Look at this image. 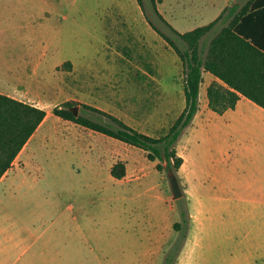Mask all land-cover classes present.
Listing matches in <instances>:
<instances>
[{
	"label": "rangeland",
	"instance_id": "1",
	"mask_svg": "<svg viewBox=\"0 0 264 264\" xmlns=\"http://www.w3.org/2000/svg\"><path fill=\"white\" fill-rule=\"evenodd\" d=\"M166 1L158 7L171 19ZM184 79L182 60L137 0H0V90L48 113L17 158L26 168L7 180L12 214L34 230V264H163L179 199L191 223L176 264H264L253 231L226 230L217 214L190 205L187 178L195 169L202 176L203 163L190 126L177 143L184 163L175 200L159 160L53 113L66 101L85 103L162 137L185 108ZM119 161L127 168L121 180L110 173Z\"/></svg>",
	"mask_w": 264,
	"mask_h": 264
},
{
	"label": "crops",
	"instance_id": "2",
	"mask_svg": "<svg viewBox=\"0 0 264 264\" xmlns=\"http://www.w3.org/2000/svg\"><path fill=\"white\" fill-rule=\"evenodd\" d=\"M255 1L171 0L168 5L175 14L167 20L180 33H185L210 25L227 9L224 17L203 37V47L205 58L212 52V59L214 53L219 56L213 62L218 63L219 71L240 90L203 69L200 99H205L200 101V110L190 125L193 142L203 152L199 167L202 176L196 177L197 169L193 170L187 178L186 192L190 205L201 206L205 214H217L224 229L253 231L256 244L264 246V108L244 94L264 97V7L247 17ZM166 2L162 0L160 6ZM245 7H249L247 16L235 22L236 15ZM238 25L242 35L235 30ZM214 82L239 95L234 108L223 113L210 108L208 91ZM37 131L24 148L29 146L30 150ZM17 158L0 180V264H34L35 261V255H31L35 245L33 227L14 216L9 205L15 189L7 180L27 166L18 167ZM69 209L74 210L72 206ZM52 258L61 261L62 255L46 260Z\"/></svg>",
	"mask_w": 264,
	"mask_h": 264
},
{
	"label": "trees",
	"instance_id": "3",
	"mask_svg": "<svg viewBox=\"0 0 264 264\" xmlns=\"http://www.w3.org/2000/svg\"><path fill=\"white\" fill-rule=\"evenodd\" d=\"M137 1L148 23L176 51L185 69V108L169 128V131L162 137H153L140 132L111 113L89 104L71 100L57 105L53 109V113L63 120L73 122L146 151L150 161L159 160L157 164L159 171L166 170L179 181L177 173L184 163V158L178 153L177 143L184 130L192 124L200 110V88L203 81V69L209 70L233 88L240 90L239 87H236L229 78L219 71L218 63L213 62L217 61L219 56L214 53V59H212V52L205 58L203 47V37L224 17L223 15H225L227 9L210 25L180 33L161 13L158 5L162 0H149L153 13L168 29V32H166L154 23L145 1ZM262 7H264V0L255 1L252 3V11L249 15H246L249 7H245L236 15L235 22L243 16L249 17L254 13L253 11ZM235 30L237 34H243L241 25H238ZM244 94L264 108V97H256L249 93ZM239 98L236 92L226 88L219 82H214L208 91L209 106L217 113H223L229 108H234ZM78 109L81 110L80 113ZM47 115V111L43 108L0 93V180L13 167L14 161L44 122ZM164 162H167L166 166ZM126 174V164L122 161L115 163L111 168V175L115 179L121 180ZM181 202V199H179V220L173 225L177 237L165 252L163 264H176L188 238L191 223L189 206L185 208Z\"/></svg>",
	"mask_w": 264,
	"mask_h": 264
},
{
	"label": "water",
	"instance_id": "4",
	"mask_svg": "<svg viewBox=\"0 0 264 264\" xmlns=\"http://www.w3.org/2000/svg\"><path fill=\"white\" fill-rule=\"evenodd\" d=\"M171 184H172L174 199L176 200V199L181 198L182 197V190H181L179 181L175 176L171 177Z\"/></svg>",
	"mask_w": 264,
	"mask_h": 264
}]
</instances>
